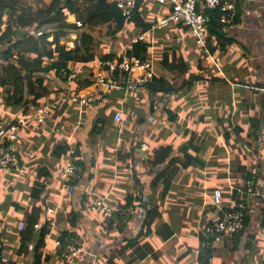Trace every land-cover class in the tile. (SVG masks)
Returning <instances> with one entry per match:
<instances>
[{
	"label": "crops",
	"instance_id": "crops-1",
	"mask_svg": "<svg viewBox=\"0 0 264 264\" xmlns=\"http://www.w3.org/2000/svg\"><path fill=\"white\" fill-rule=\"evenodd\" d=\"M157 3L143 0L144 18L149 22H155L158 13L167 9ZM237 10L234 23L224 25L220 36L209 33L203 53L185 27L154 33L151 50H155L156 41L169 43L165 37L171 35L179 41L177 46L170 45L176 48L172 51L175 58L183 56L190 67L188 75L179 76L167 73L159 61L155 66L152 51L148 58L154 62L141 59L175 84L177 91L167 96L122 87L94 104L78 105L64 102L77 86L69 88L59 73L53 87L45 86L41 103L27 104L25 113V107L13 104V88L1 85L4 63L0 61V120L26 121L20 125L18 140L8 146L19 157L20 168H0V255L6 264H34L32 253H20L19 233L26 214L37 207L42 208V218L51 229L41 250V264H203L205 258L211 264H264V0H238ZM131 29H135L134 36L124 47L125 55L137 36L138 29L130 26L128 32ZM62 44L68 50L74 47L73 43ZM89 81L90 86L74 93L91 91L93 82ZM55 102H59L57 107L38 122L41 106ZM167 111L175 118L171 120ZM117 112L123 114L120 123L114 120ZM100 113L107 121L100 123L101 131L94 134ZM162 146H170L172 157L179 158L164 198L163 182L155 186L153 182L166 165H152L154 152ZM74 160L83 162L84 168L78 165L82 178L69 194L60 174ZM187 162L188 167L184 166ZM246 186L247 194L239 198L248 208L243 232L220 243L207 241L201 230L218 215L210 200L212 190L223 189L224 206L229 210L237 201L234 190ZM130 195L141 201L134 203L133 215L123 212V222L120 216L109 220L86 208L87 201L96 198L121 206ZM63 198L67 200L62 203ZM148 202L158 203L174 236L163 240L156 227L150 234L144 231L139 244L149 243L154 252L140 260L124 246L140 234L145 218L141 206ZM49 209L53 214L48 215ZM73 212L78 217L75 225L71 223ZM64 232H76L86 239L84 251L70 261L59 255L57 242ZM33 248L31 244L29 250Z\"/></svg>",
	"mask_w": 264,
	"mask_h": 264
},
{
	"label": "trees",
	"instance_id": "trees-1",
	"mask_svg": "<svg viewBox=\"0 0 264 264\" xmlns=\"http://www.w3.org/2000/svg\"><path fill=\"white\" fill-rule=\"evenodd\" d=\"M80 3L86 5L80 8ZM116 3H118V0H52L45 8L36 10L32 4H26L23 0H0V61L4 63L1 67V85L13 88L11 93L13 104L25 107V113L27 104L39 105L44 97L43 91L47 80L57 83L61 70L69 69L71 66L87 64L84 67V75H81L76 82L75 91L90 86L91 82L88 80V75H91V64L98 58L113 59L116 57V53L111 49L102 55L98 53V42L91 31L92 28L109 26L113 38L117 36L122 38L126 34L124 39L127 44L134 36L131 31L128 32V27L137 28L135 35H139L150 29L155 23L144 18L143 0H136V9L131 16H124ZM159 6L163 7L161 4ZM64 10H68L72 15H75L76 23L67 22ZM221 15L222 13L219 10L206 11V16L209 19L210 35L220 36L219 34L224 28V24L220 22ZM4 25H6L5 31L2 29ZM73 37H75L74 40ZM50 38H53V40L49 41ZM64 39L73 42L74 47L68 50L67 46L62 44ZM169 43L177 46L176 39ZM173 45L164 48L158 63L167 73L177 72L179 76H186L190 71L189 64L183 56L178 57V59L175 58L172 51L176 48ZM152 47V43L138 42L129 45L126 53L128 56L147 60ZM85 75L87 79L84 78ZM142 89H145L151 95L162 96L177 91L175 84L166 77L158 75V72L155 73V71L152 79ZM167 114L171 120L175 118L171 111H167ZM106 121L107 117L103 114L100 113L96 116L92 133L99 134V131H101L99 124ZM255 133L256 131L253 134ZM154 153L153 168L166 165L153 182L154 186L160 181L163 182L165 187L162 195L164 198L167 196L169 187L176 175L179 158L172 157L173 149L170 146H162ZM78 156L79 151L76 150L75 157ZM193 161L200 163L196 159ZM74 162L84 168V163L80 160H74ZM188 165L189 162L184 164L186 167ZM247 189L246 186L234 190L233 199L237 200L234 206L239 201L247 204L244 199H239L240 194H247ZM136 201H141V198L128 196L126 203L120 206L121 211L116 212L109 220L115 216H120L123 222V212L127 209H136L133 206ZM148 204H151L149 209L147 208ZM141 208L145 210V218L141 225L142 230L140 234L136 235V238H131L126 242L124 250L131 248L138 258L143 260L154 252L149 243L139 244L138 239L144 231H146V234H150L156 227V234L163 240L173 237L174 231L164 221L157 202L144 203ZM73 214L71 223L75 225L74 223H76L78 217L76 213L73 212ZM247 215L244 228L248 221ZM42 217V208H34L29 214H26V228L19 233L22 242L20 253H32L33 257L36 258L34 264H41V248L46 245L47 237L51 233L49 222ZM39 223L42 226L37 230L35 226ZM241 232L235 237L239 236ZM201 235L204 237L202 232ZM75 238H79L78 233L64 232L59 239L64 247L65 239L72 240ZM206 240L212 242L210 239ZM31 244L34 245V248L29 250ZM61 251L62 249H59V255H61ZM202 263L211 264L208 258L202 259ZM0 264H6L1 255Z\"/></svg>",
	"mask_w": 264,
	"mask_h": 264
},
{
	"label": "built area",
	"instance_id": "built-area-1",
	"mask_svg": "<svg viewBox=\"0 0 264 264\" xmlns=\"http://www.w3.org/2000/svg\"><path fill=\"white\" fill-rule=\"evenodd\" d=\"M159 4L166 7L167 14L165 17L158 19L157 23L148 31L139 34L133 43L152 42L156 31L170 29L172 27H185L189 30L190 35L194 38L195 43L202 47L207 46L209 35V19L206 16L207 10H219L222 15L220 22L224 25L234 23L238 10V0H157ZM118 8L124 16H131L136 9L135 0H122L117 3ZM65 14L68 12L64 10ZM75 20L74 22H72ZM70 22L76 23V19ZM168 41H173L171 35H167ZM92 72L89 75V80L93 85L89 88L91 91H83L68 95L64 100L78 105L94 104L96 101L110 94L113 88H122L130 91L144 87L153 77L154 68L151 63L143 62L140 58L125 55V52L118 54L113 59L100 58L92 64ZM84 66H77L71 71L63 69L60 75L66 79L69 88L78 80L81 75H84ZM55 103H46L39 109L36 119L38 122H43L46 117L57 107ZM123 114L117 112L114 115V120L117 123L122 122ZM27 122L29 121L26 119ZM25 120L18 122H6L0 120V168L19 169L20 159L15 152L8 148L9 143H14L18 140L19 129L21 124H25ZM83 170L74 162L69 161L63 168L60 176L63 181L62 186L71 194L73 185L82 178ZM62 187V188H63ZM223 189L220 187L214 188L210 195V200L213 206L218 211V215L213 217L211 223L205 226L201 232L204 238L212 240L214 243H220L226 239H232L244 229V224L247 215V204L239 201L236 205L226 210L224 208ZM86 208L102 218L109 219L116 212L121 211L118 205H112L106 202L104 198H96L87 201ZM53 210H48V215L53 214ZM127 215H133L132 209L125 210ZM42 224L39 223L35 229L39 230ZM26 228V222L22 223L21 230ZM1 241V237H0ZM58 248L62 249L61 257L63 261H70L79 256L84 251V241L81 238L72 240L65 239V246L60 240L57 242Z\"/></svg>",
	"mask_w": 264,
	"mask_h": 264
},
{
	"label": "rangeland",
	"instance_id": "rangeland-1",
	"mask_svg": "<svg viewBox=\"0 0 264 264\" xmlns=\"http://www.w3.org/2000/svg\"><path fill=\"white\" fill-rule=\"evenodd\" d=\"M25 2H26V4H32L34 7H35V9L37 10V9H39V8H45L52 0H24ZM86 4L85 3H80V8H83L84 6H85ZM166 8V7H165ZM68 11V10H67ZM65 12V11H64ZM167 12L168 11H166V10H162L160 13H158V15H157V19H156V21H155V23L152 25V27L157 23V21H158V19H161V18H163V17H165V15L167 14ZM67 14H65V17H66V20H67V22L68 23H71L70 21L71 20H73V19H76V17H75V15H72L69 11L68 12H66ZM156 13V12H155ZM146 14H151V11L150 10H148V12L146 13ZM148 15V16H149ZM75 20H73L72 22H74ZM151 27V28H152ZM150 28V29H151ZM149 30V29H148ZM147 30V31H148ZM91 31L93 32V34L95 35V37H96V41L98 42V46H97V51H98V53L99 54H104V53H106L107 51H109V49H111V51H113V52H115L117 55L118 54H120V53H122V52H124L123 50H124V47L127 45L126 44V42H123V38H121V37H115V38H113L112 37V34H111V28L109 27V26H100V27H95V28H92L91 29ZM135 31V29H131V33H133ZM146 32V31H145ZM144 33V32H143ZM137 36H139V35H137ZM137 36H135L134 37V39L137 37ZM161 36V38H162V36L163 35H160ZM167 36V35H166ZM172 38H173V36H172ZM75 38H73V40H74ZM174 39V38H173ZM53 40V38H50L49 39V41H52ZM167 40V39H166ZM165 40V41H166ZM168 41V40H167ZM64 44H66V43H73V42H70V41H68L67 39H64L63 41H62ZM129 42V41H128ZM169 42H171V41H169ZM148 43H151V42H148ZM177 43V45L179 44V41H177L176 42ZM133 44H135V43H133ZM159 45H164V46H162L163 48L164 47H167V46H170L171 44L170 43H166V44H163V43H159L158 44V42L156 41L155 42V44H154V46H155V50L153 51V50H151L152 51V53H151V56L154 58V60H155V62H154V60L152 59V58H150L149 60H152V62H154V63H156L157 61H159V58H160V55H161V50H162V47H161V49H160V46ZM198 46V51L199 52H201V53H203V52H205V47H202V46H200V45H197ZM116 55V56H117ZM155 66H157V63L155 64ZM75 68V67H74ZM159 69V68H158ZM157 69V70H158ZM46 85H47V88H48V86L51 88V87H53L54 86V82H52V81H47L46 82ZM114 89V88H113ZM112 89V90H113ZM132 114V113H131ZM136 116V115H135ZM165 117V119L166 118H168V116H164ZM109 173H110V171H109V169H107V167L105 168L104 167V174L105 175H108L109 176ZM221 188V187H220ZM64 199L65 198H63V200H62V203L63 202H65L64 201ZM65 200H67V199H65ZM196 212H197V209H194V215L196 216ZM89 215V214H88ZM99 216V215H98ZM195 216H193V217H195ZM194 219V218H193ZM91 221H92V219H91ZM94 221V220H93ZM85 239V238H84ZM84 239H82L83 241H84V243H85V240ZM97 254L99 253V251H98V248H94L93 249Z\"/></svg>",
	"mask_w": 264,
	"mask_h": 264
},
{
	"label": "bare ground",
	"instance_id": "bare-ground-1",
	"mask_svg": "<svg viewBox=\"0 0 264 264\" xmlns=\"http://www.w3.org/2000/svg\"><path fill=\"white\" fill-rule=\"evenodd\" d=\"M110 1V0H109ZM116 5H117V3H116ZM108 6V5H107ZM135 12V11H134ZM39 25V24H38ZM51 71H53V70H51ZM87 84V83H86ZM18 102V101H17ZM16 102V103H17ZM19 103V102H18ZM85 172V171H84ZM242 233V232H241ZM44 247V246H43ZM42 249V248H41ZM202 249V248H201ZM206 250V249H205ZM212 251V250H211ZM65 263V262H64Z\"/></svg>",
	"mask_w": 264,
	"mask_h": 264
}]
</instances>
